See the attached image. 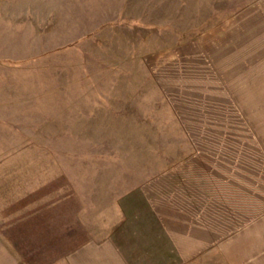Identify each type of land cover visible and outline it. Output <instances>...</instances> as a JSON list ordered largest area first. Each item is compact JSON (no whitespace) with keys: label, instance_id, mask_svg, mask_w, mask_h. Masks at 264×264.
<instances>
[{"label":"rangeland","instance_id":"rangeland-1","mask_svg":"<svg viewBox=\"0 0 264 264\" xmlns=\"http://www.w3.org/2000/svg\"><path fill=\"white\" fill-rule=\"evenodd\" d=\"M206 222L176 264H264V0H0V264Z\"/></svg>","mask_w":264,"mask_h":264},{"label":"crops","instance_id":"crops-1","mask_svg":"<svg viewBox=\"0 0 264 264\" xmlns=\"http://www.w3.org/2000/svg\"><path fill=\"white\" fill-rule=\"evenodd\" d=\"M231 206L233 207V205H231ZM143 208L145 210H147V206L143 205ZM196 228H198L200 231L194 232L193 230H189V229L186 230V229L182 228V231H181L182 233L180 234L182 236L179 239L178 238L175 239L177 242L176 244H175L174 240H172V239L170 240L169 244H166L165 243L167 241L166 238L164 236H162L161 234L160 235L158 234V231H160V230H155V231H157V233L154 236L157 237L158 239H159L158 236H160L163 239L162 247H164V249H159V251L157 250L158 252L155 251L157 253L155 255L156 260L154 261V264H176V259L180 255V253H182L181 256H184V257L191 259V257L193 256V254H192L193 252H187V250H190L191 246H193V244H194V247H197V248H195V250H197V251H200L201 249H205V250L208 249V246H204V247L198 246V245H203V242L205 244V241L208 240V238H207L208 234H206L209 231L208 222L201 224L199 226H196ZM193 233H194V235H193ZM195 244H197V246H195ZM183 246H184V249H183L184 251L180 252V251H182L181 249L183 248ZM103 249L104 248H101L102 251L98 254V256L100 258H102V261L105 260V262H106V260H107L106 264H113V262L111 260H113L114 255H116L117 259L120 261V253L118 254L117 251L114 252L113 250L108 253L107 251H105ZM197 251H195V252H197ZM178 252H179V254H178ZM126 257H127V259H131V261L134 259L137 260L138 253L131 251V252H129V254H127ZM110 258H112V259L110 260ZM121 261L122 262L120 264H135L132 262L127 263V261L124 262L123 259Z\"/></svg>","mask_w":264,"mask_h":264}]
</instances>
